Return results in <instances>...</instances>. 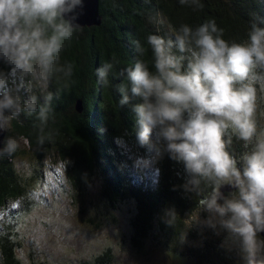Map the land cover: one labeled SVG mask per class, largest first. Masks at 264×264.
I'll list each match as a JSON object with an SVG mask.
<instances>
[{"label": "clouds", "instance_id": "9594fccd", "mask_svg": "<svg viewBox=\"0 0 264 264\" xmlns=\"http://www.w3.org/2000/svg\"><path fill=\"white\" fill-rule=\"evenodd\" d=\"M83 8V0H0V61L16 71L29 93L22 102L19 89L9 88L8 76L0 73V130L27 112L37 114L43 132L54 99L48 91L51 78L73 72L72 64L60 60L66 43L82 29ZM223 37L215 19L195 28L183 24L167 38L150 34L152 60L137 59L120 71L127 84L118 86L119 103L140 101L131 108L136 138L153 156L138 161V167L168 154L183 165L187 191L198 194L207 182L211 191L200 196L199 204L208 215L203 221L198 216L196 223L217 234L226 231L225 243L238 248L243 264H264V131L258 132L255 119L257 90L264 91V27L251 22L242 43ZM114 63L96 69L102 86L110 83ZM33 84L46 93L43 104ZM233 137L250 150L239 157L230 152ZM19 147L16 138L7 137L0 158L11 157ZM225 186L233 189L227 196L221 191Z\"/></svg>", "mask_w": 264, "mask_h": 264}, {"label": "trees", "instance_id": "16d2710c", "mask_svg": "<svg viewBox=\"0 0 264 264\" xmlns=\"http://www.w3.org/2000/svg\"><path fill=\"white\" fill-rule=\"evenodd\" d=\"M198 5L192 0L184 5L180 0H99L100 25L83 27L66 43L60 64H72L73 72L70 77L63 73L52 76L48 91L54 99L43 132L37 114L27 112L5 129L4 141L11 136L20 147L11 157L0 158V213L9 211L0 225V264H22L16 255L19 243L12 220L21 200L29 197L30 188L43 180L46 160L52 169L53 164H61L72 203L82 211L96 178L100 181L101 216L130 205L128 225L133 248L141 250L149 243L193 264H235L228 257L231 253L215 248L189 224L201 209L200 196L210 192L211 186L202 182L198 194L187 191L183 165L168 154L155 164L138 167V161L151 160L153 156L136 138L131 108L140 101L134 99L124 106L119 103L122 97L118 86L127 84L119 76L120 71L133 66L137 59L152 60L147 44L150 34L167 38L183 24L195 28L215 19L224 30L225 40L242 43L247 40L251 22L264 27V0H198ZM137 41L142 53L136 48ZM109 62H115L110 83L102 86L97 82L96 69ZM0 73L8 76L9 88L19 89L22 102L28 99L25 81L11 66L0 61ZM36 86L32 85L33 94L41 96L38 102L43 104L46 93ZM78 101L81 111L76 110ZM250 147L245 148L242 141L233 137L229 151L239 157ZM22 157L34 165L28 178L16 170L15 162ZM111 261L110 252L106 251L83 264Z\"/></svg>", "mask_w": 264, "mask_h": 264}, {"label": "rangeland", "instance_id": "374dc122", "mask_svg": "<svg viewBox=\"0 0 264 264\" xmlns=\"http://www.w3.org/2000/svg\"><path fill=\"white\" fill-rule=\"evenodd\" d=\"M35 89L41 90L38 85ZM256 105L257 130L262 132L264 91L259 88ZM46 161L43 180L30 188L29 197L21 200L22 203L16 209H19L17 216L12 220L19 243L16 255L22 264L32 261L36 264H83L106 251L112 257L109 264H193L149 243L141 250L133 248L128 225L130 205L119 212H107L101 216V203L98 201L100 181L96 178L88 190L85 209L82 211L80 206L72 203L71 190L61 164H53L52 169L49 167L50 161ZM15 164L21 176H31L34 165L26 157ZM5 214H9V211L0 215V225L7 218ZM207 215L200 209L191 217L189 224L197 228L198 233L203 234L215 248L221 247L225 253H231L228 257L235 264H243L238 248L225 243L228 235L226 231L217 234L213 229L196 223L198 216L203 221Z\"/></svg>", "mask_w": 264, "mask_h": 264}, {"label": "water", "instance_id": "95a60500", "mask_svg": "<svg viewBox=\"0 0 264 264\" xmlns=\"http://www.w3.org/2000/svg\"><path fill=\"white\" fill-rule=\"evenodd\" d=\"M84 8L83 14L79 16L78 23L83 27H97L101 23V18L99 15V0H83ZM80 11L79 9L77 10ZM76 110L81 111V103L78 101L76 105ZM6 135L5 130H0V148L3 146L4 138ZM222 193H231L233 189L229 186H225L221 189ZM260 236L264 238V233Z\"/></svg>", "mask_w": 264, "mask_h": 264}, {"label": "snow or ice", "instance_id": "6c2138e0", "mask_svg": "<svg viewBox=\"0 0 264 264\" xmlns=\"http://www.w3.org/2000/svg\"><path fill=\"white\" fill-rule=\"evenodd\" d=\"M0 215H2V213H0Z\"/></svg>", "mask_w": 264, "mask_h": 264}]
</instances>
